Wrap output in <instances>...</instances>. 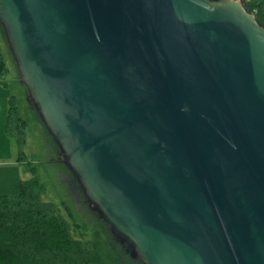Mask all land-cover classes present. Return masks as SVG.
I'll return each instance as SVG.
<instances>
[{
    "label": "water",
    "instance_id": "1",
    "mask_svg": "<svg viewBox=\"0 0 264 264\" xmlns=\"http://www.w3.org/2000/svg\"><path fill=\"white\" fill-rule=\"evenodd\" d=\"M86 202L142 264H264V25L244 0H0Z\"/></svg>",
    "mask_w": 264,
    "mask_h": 264
},
{
    "label": "trees",
    "instance_id": "2",
    "mask_svg": "<svg viewBox=\"0 0 264 264\" xmlns=\"http://www.w3.org/2000/svg\"><path fill=\"white\" fill-rule=\"evenodd\" d=\"M246 6L264 25V0H250ZM4 70L2 62L0 74ZM13 120L10 114L11 134ZM42 191L43 184L32 177L20 181L17 194L0 195V264H142L113 237L100 218L107 235L105 241L96 237L84 243L74 237L70 221L54 203L42 200Z\"/></svg>",
    "mask_w": 264,
    "mask_h": 264
},
{
    "label": "rangeland",
    "instance_id": "3",
    "mask_svg": "<svg viewBox=\"0 0 264 264\" xmlns=\"http://www.w3.org/2000/svg\"><path fill=\"white\" fill-rule=\"evenodd\" d=\"M2 62L6 70L0 74V81L2 85H7L13 96L15 118L12 137H7L6 146L0 138V156L6 150L8 154L11 147L13 156L20 159V169L18 166L9 168L5 160L2 163L0 160V182L2 178L4 182L12 181L11 174L7 173L18 174L15 178L21 180L37 177L43 184L42 200L54 203L59 213L70 221L74 237L84 243H90L96 237L105 241L107 235L99 218L87 204L75 178L63 164L60 152L27 101V91L19 82L16 65L0 30V63Z\"/></svg>",
    "mask_w": 264,
    "mask_h": 264
},
{
    "label": "crops",
    "instance_id": "4",
    "mask_svg": "<svg viewBox=\"0 0 264 264\" xmlns=\"http://www.w3.org/2000/svg\"><path fill=\"white\" fill-rule=\"evenodd\" d=\"M10 114H13L15 118V107L13 104V96L8 90L7 85L1 83L0 81V138L4 142L5 146L8 141L9 136L12 137V134L8 131V128L10 127L9 124V116ZM12 125L11 124V131H12ZM11 147L10 152L7 154V150L0 156L1 163L5 160V163L8 164L7 166L9 168H16L17 166L20 169V159L11 153ZM8 175L11 174L10 178L12 181L4 182L3 178L1 179V187H0V195H15L19 191V183L21 179L18 177L15 178V176H18V174L15 173H7ZM6 183V184H4Z\"/></svg>",
    "mask_w": 264,
    "mask_h": 264
},
{
    "label": "built area",
    "instance_id": "5",
    "mask_svg": "<svg viewBox=\"0 0 264 264\" xmlns=\"http://www.w3.org/2000/svg\"><path fill=\"white\" fill-rule=\"evenodd\" d=\"M250 0H244V2L246 3V2H249Z\"/></svg>",
    "mask_w": 264,
    "mask_h": 264
},
{
    "label": "flooded vegetation",
    "instance_id": "6",
    "mask_svg": "<svg viewBox=\"0 0 264 264\" xmlns=\"http://www.w3.org/2000/svg\"><path fill=\"white\" fill-rule=\"evenodd\" d=\"M77 182V181H76Z\"/></svg>",
    "mask_w": 264,
    "mask_h": 264
}]
</instances>
